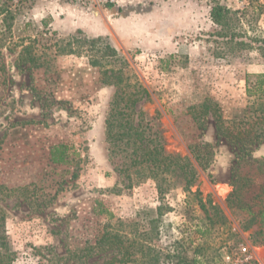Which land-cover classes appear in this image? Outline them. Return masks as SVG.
<instances>
[{
  "label": "rangeland",
  "instance_id": "obj_1",
  "mask_svg": "<svg viewBox=\"0 0 264 264\" xmlns=\"http://www.w3.org/2000/svg\"><path fill=\"white\" fill-rule=\"evenodd\" d=\"M220 1L261 9L246 28L264 34V0ZM214 2L0 0V207L15 252L9 264H124L112 259L138 238L133 224L150 229L161 204L157 181L127 171L126 153L111 151L106 132L116 92L124 91V106L137 83L145 91L139 92L136 110L143 114L135 125L143 118L146 129L151 121L166 153L197 170L192 193L184 179L171 178L159 233L149 244L169 264L175 260L165 255L182 247L192 254L198 244L200 264H233L222 252L237 256L240 244L264 264V190L242 189L241 205L258 204L254 221L248 210L228 204L236 174L249 172L263 183L264 173L238 162L239 145L219 134L215 115L234 132L261 127L253 108L264 99L250 96L247 86L264 73V58L257 50L219 55L210 36L218 29ZM69 16L75 17L72 28ZM84 16L100 34L89 33V24L76 27ZM127 138L115 143L125 146ZM60 145L65 161L55 163L52 151ZM192 146L207 156L205 168ZM252 155L264 163V141ZM106 233L115 240L119 234L124 245L101 241Z\"/></svg>",
  "mask_w": 264,
  "mask_h": 264
},
{
  "label": "trees",
  "instance_id": "obj_2",
  "mask_svg": "<svg viewBox=\"0 0 264 264\" xmlns=\"http://www.w3.org/2000/svg\"><path fill=\"white\" fill-rule=\"evenodd\" d=\"M261 12L262 10L257 7L252 10L247 6L243 9H234L221 3L220 0H215L211 8V18L218 29L211 32L210 36L212 41L218 44L220 56L234 54L239 50H257L264 58V34L251 35L246 28V24H249L250 28L252 27L253 21L258 20ZM7 13L8 14L3 18V21L6 22L10 19V12ZM1 43L4 44V42ZM137 85L139 89L129 95L124 106L120 105V101L124 100L122 96L124 91L121 92V89L116 92L111 112L106 119L107 139L114 145L111 150L113 153L116 151L126 153L125 157L128 158L127 171L135 169L137 179L150 177L157 181L159 198L161 199V204L158 206L157 211L160 216V214H162V209L167 207L163 201L168 187L171 186V178L177 176L184 179L186 182L185 190L192 193L190 191V186L197 181V170L188 159L182 158L179 155L166 153L163 147L162 136L159 134L157 128L154 129L153 126H150L151 121L146 122V129L143 128V118L135 125V116H141L143 114L141 110H136V104L141 100L139 92L145 91L141 84L137 83ZM247 92L250 96L262 94L264 99V73L258 74L257 79L247 86ZM205 105L207 108L209 107L207 103ZM253 111L256 114V119L262 124L261 127H259V129L244 128L235 132L232 129L235 127L224 126L219 114L215 112V115L218 117L217 123L221 124L218 126L219 134L221 133V135L225 136L229 141L239 145L241 154L238 162L242 163L243 161L244 165H249V170H256L258 173H264V163L254 158L252 155L253 146L257 147L264 141V100L259 103L257 108H253ZM116 128L124 130L118 132L115 131ZM146 131H148L147 135L145 134ZM123 137H128L125 146H120L115 143L116 140L122 139ZM206 145L211 147L209 143ZM65 148L66 147L63 145L55 147L54 151H52L53 162L62 163L65 161ZM192 151L201 167L205 168L207 166L205 161L207 156H202V154L198 152V146H192ZM208 154H212V152L208 151L207 155ZM231 185L233 189L228 197L229 206H241L243 209L248 210L253 216L251 221H254V215L257 214L259 209L255 210L253 208L257 207L258 204L255 202L253 204L245 203L241 205L243 201L242 189L246 186L249 188L255 186V188L257 187L258 189L264 190V181L260 183L256 178H253L249 172H246L241 175L236 174L231 180ZM194 194H199V191L197 190ZM259 194L256 193L255 196ZM199 201L204 205L202 200ZM159 216L150 220L152 225L150 229L145 227L144 229H140L139 225L143 224H141L140 221L135 222L133 225L135 235L138 236V238L131 240L128 249L124 252L121 251V257L113 258L112 261L117 260L124 264H169V262H162L160 256L161 252L149 244L154 233H159L157 227V222L160 219ZM5 220L6 213L0 207V264H9L15 259V252H13L9 246L8 236L4 227ZM196 225L198 227V233L203 234L200 226H198L199 224L196 223ZM106 234L103 235L101 241L111 243L118 242L119 246L124 245V241L121 240L122 238L119 234H116V237H119L116 238L117 240H115V238H110L111 235ZM125 241L128 242L129 239L127 238ZM190 243L192 244V242ZM194 248L192 254H190V248L188 247H182L179 251L177 248L178 252L165 255V259L169 258L175 260L174 264H200L198 255L202 253L203 246L198 244ZM204 257L206 256L204 255Z\"/></svg>",
  "mask_w": 264,
  "mask_h": 264
},
{
  "label": "built area",
  "instance_id": "obj_3",
  "mask_svg": "<svg viewBox=\"0 0 264 264\" xmlns=\"http://www.w3.org/2000/svg\"><path fill=\"white\" fill-rule=\"evenodd\" d=\"M78 1H88L93 2L95 4H104V3H115L117 0H78ZM237 256L231 253L228 250H224L222 252V256L224 260L229 263L235 264H256L252 253L250 252L249 247L245 246L244 244H240L238 249Z\"/></svg>",
  "mask_w": 264,
  "mask_h": 264
},
{
  "label": "crops",
  "instance_id": "obj_4",
  "mask_svg": "<svg viewBox=\"0 0 264 264\" xmlns=\"http://www.w3.org/2000/svg\"><path fill=\"white\" fill-rule=\"evenodd\" d=\"M80 2H82L83 3V1H80ZM53 15V14H52ZM43 17H44V15H43ZM53 17L55 18V20H57V16L56 15H53ZM66 23L68 24L67 26H69V28H72L73 26H74V22H75V17H73V16H69V18H67L66 20ZM56 23H57V21H55V23H54V25H56ZM83 24L85 25V24H89V25H87V27H85L86 28V30H90L89 31V33H91L92 34V32H93V35H97V34H100V30L101 29H99V28H96V27H94V25H93V21L92 20H88L87 18H86V16H84L83 18H79V20H77V22H76V27H84L83 26ZM91 25H93V26H91ZM90 26V27H89ZM55 27H57V26H55ZM63 28V27H62ZM61 28V29H62ZM88 28V29H87ZM99 29V30H98ZM63 30V29H62Z\"/></svg>",
  "mask_w": 264,
  "mask_h": 264
}]
</instances>
